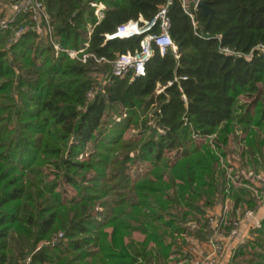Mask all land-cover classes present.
<instances>
[{
    "label": "trees",
    "instance_id": "obj_1",
    "mask_svg": "<svg viewBox=\"0 0 264 264\" xmlns=\"http://www.w3.org/2000/svg\"><path fill=\"white\" fill-rule=\"evenodd\" d=\"M44 1L61 45L89 42L109 60L139 48L142 36L105 34L150 19L165 2ZM204 1L214 14L199 8L195 25L172 0L180 56L155 47L133 81L112 76L108 62L56 56L32 30L0 31V264H172L189 257L179 238L202 217L194 234L210 239L206 214L225 196L218 164L229 134L243 128L242 155L253 168L264 160V0ZM92 2L106 5L98 24ZM255 233L232 264H264V221Z\"/></svg>",
    "mask_w": 264,
    "mask_h": 264
},
{
    "label": "built area",
    "instance_id": "obj_2",
    "mask_svg": "<svg viewBox=\"0 0 264 264\" xmlns=\"http://www.w3.org/2000/svg\"><path fill=\"white\" fill-rule=\"evenodd\" d=\"M201 0H181L183 9L191 16L196 25L195 15L199 9ZM172 0H165L158 11L150 19L140 16L138 19H131L119 24L113 33H106V41L114 38H127L132 36H142L139 48L133 51L120 53L113 60L106 57H98L95 53L88 51L90 45L86 42L81 48H69L61 45L59 37L55 34V26L51 14L47 10L44 0H10L0 6V31L12 29L15 31L14 38L20 37L29 30L34 31L39 39L50 44L56 56L66 54L70 59L88 63L94 59L97 63L108 62L112 66L111 75L125 77L131 75V80L143 76L147 71V64L155 53V47L164 56L172 50L176 57L180 53L178 46L173 39L170 28L171 19L168 8ZM94 14L98 19L97 24L104 16L106 5L102 2H92ZM22 14L28 17L24 19L20 26H16L17 17ZM27 19V20H26ZM30 20L29 22H27ZM96 24L88 25V35L91 37ZM264 48V46H263ZM172 82H169L171 84ZM164 87L160 86L161 92ZM94 92L89 93V97H94ZM245 185H249L264 204V166L259 168L250 167L241 171ZM209 221L213 228V235L204 245H198L191 249L192 264H218L222 262L221 255L227 248L229 240H235L241 231L242 221L252 220V227L261 228L262 218L259 217L258 210L247 209L243 219H236L232 222L228 235L222 233V221L218 217L210 216Z\"/></svg>",
    "mask_w": 264,
    "mask_h": 264
},
{
    "label": "crops",
    "instance_id": "obj_3",
    "mask_svg": "<svg viewBox=\"0 0 264 264\" xmlns=\"http://www.w3.org/2000/svg\"><path fill=\"white\" fill-rule=\"evenodd\" d=\"M247 136V131L241 127H238L235 132L229 134V142L225 145V148H222V150L225 151V154H220L218 164L225 170V196L217 198L215 205L208 208L206 214L208 219L210 216L221 219L222 233L225 235L229 234L232 222L236 219H243L245 211L249 208L258 210L259 217L263 219L262 223L264 221V204H262V201L257 197L254 190L248 184L245 185V180L242 179L241 171L252 167L251 164L249 165L248 155H242V152L246 151L248 148L246 142ZM219 152H221V150H219ZM258 165L260 167L264 166V160H262L261 157H259ZM242 188L246 189L249 194H246L243 200L237 201L235 194L239 193ZM250 199H253L256 202L258 205L257 208L250 207L248 202ZM204 222L199 224L198 222H192L189 224L191 232L184 234L183 238L187 242V245L191 243L193 244V247L204 245L205 240L199 239L194 234L196 231H199L204 227ZM204 229L206 231H212L210 221L208 222V227ZM256 229L257 228L252 227V220L242 221L240 235L235 240L228 241L227 248L221 255L223 264H232V258L237 247L245 243L248 238L252 237V235L256 234ZM176 263L191 264L189 263L188 257L182 258L181 260L176 261Z\"/></svg>",
    "mask_w": 264,
    "mask_h": 264
},
{
    "label": "rangeland",
    "instance_id": "obj_4",
    "mask_svg": "<svg viewBox=\"0 0 264 264\" xmlns=\"http://www.w3.org/2000/svg\"><path fill=\"white\" fill-rule=\"evenodd\" d=\"M218 135H220L219 133H215L214 135H212L210 138H209V143H211L212 144V146H211V148L213 149V151H216L215 149H216V144L214 143V140L215 139H218ZM234 135H235V133H234ZM195 137V139H199V137L197 136V135H195L194 136ZM200 141V140H199ZM219 168H222L221 166H219ZM205 217V216H204ZM204 220H205V218H201L199 221H197L198 222V224L199 223H201V222H204ZM193 222H196V221H194L193 220ZM196 222V223H197ZM186 234V233H185ZM258 235H260V234H254V235H252V237L251 238H248V240H250V241H253L256 237H258ZM143 236L142 235H140V234H135V238L136 239H141ZM182 238H183V236H181ZM262 237V236H261ZM182 238H179V243H180V245H181V249H184V255H188L189 257H188V259H189V263H191L192 264V258H193V255H192V251H191V249L192 248H194L193 247V244L191 243V244H189V245H187V243H183V239ZM245 239H247V238H245ZM196 247V246H195ZM181 254L179 253V252H175V254L173 255V257L176 259V258H178V257H181L180 256ZM187 258V257H186ZM221 259V258H220ZM172 261V264H178V263H176V261L175 260H171ZM185 263H188V262H185ZM180 264V263H179ZM218 264H223V262H220V263H218Z\"/></svg>",
    "mask_w": 264,
    "mask_h": 264
},
{
    "label": "water",
    "instance_id": "obj_5",
    "mask_svg": "<svg viewBox=\"0 0 264 264\" xmlns=\"http://www.w3.org/2000/svg\"><path fill=\"white\" fill-rule=\"evenodd\" d=\"M199 8H201L203 10V12L207 15H213L214 14V9L212 7H210L206 1L201 0L199 2Z\"/></svg>",
    "mask_w": 264,
    "mask_h": 264
}]
</instances>
